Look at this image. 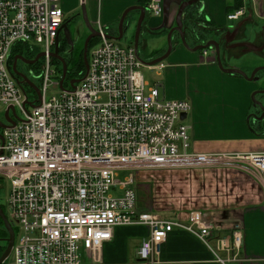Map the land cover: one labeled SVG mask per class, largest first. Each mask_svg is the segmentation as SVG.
<instances>
[{
    "label": "built area",
    "instance_id": "built-area-1",
    "mask_svg": "<svg viewBox=\"0 0 264 264\" xmlns=\"http://www.w3.org/2000/svg\"><path fill=\"white\" fill-rule=\"evenodd\" d=\"M146 9L150 17L163 14L159 0ZM245 15L239 9L227 20L237 22ZM65 19L62 0H0V113L13 108L23 114L14 119L9 111L16 123L0 133V186L9 184L7 207L15 227L9 222L17 231L8 258L13 264H82L81 251L96 250L112 239L115 228L130 226L149 231L137 253L144 262L159 255L173 230L206 243L213 225L205 213L173 221L141 213L130 188L139 172L215 165V157L189 152L181 116L190 112V104L161 98L158 85L149 87L140 74L133 45L121 47L106 39L111 33L100 25L86 77L72 89L69 82L78 77L71 73L68 86L65 79L60 90L62 69L50 53ZM17 46L29 54L37 53L38 46L44 53L37 76L40 101L12 76ZM203 56L215 62L213 48ZM50 88L58 95L47 97ZM25 100L33 104L30 112L23 107ZM230 159L264 180V153ZM127 170L132 175L125 182L115 181L116 172ZM117 187L121 197L110 194ZM232 238L238 247L239 233Z\"/></svg>",
    "mask_w": 264,
    "mask_h": 264
},
{
    "label": "crops",
    "instance_id": "crops-1",
    "mask_svg": "<svg viewBox=\"0 0 264 264\" xmlns=\"http://www.w3.org/2000/svg\"><path fill=\"white\" fill-rule=\"evenodd\" d=\"M150 1L65 0V7L66 11L75 14L79 5H84L92 27L100 25L110 33L113 29L116 31L126 9L146 6ZM159 1L163 14L149 16L139 38V50L144 54L141 59L145 61L164 54L165 35L174 26L180 1L185 0ZM194 1L189 14L200 17V26L197 24L195 32H210L199 38L196 44L217 41L227 31L232 32L235 21H228L227 15L241 6L239 9H243L246 15L239 20L242 28L236 43H249L262 50L252 52L255 59H259L258 63L223 66L239 69L247 76L253 68L264 66V0ZM185 16L184 27L189 31L191 21L188 13ZM246 23L257 29L249 32L247 37ZM150 44H154L151 50ZM227 53L229 51H222V61ZM230 54L236 61L244 57L233 51ZM161 64L163 67L159 71L163 72L157 75L162 74L165 82L154 84H159V96L191 105L182 122L189 131V152L213 156L216 163L205 168L135 174L132 184L135 189H132L136 209L159 216L171 214L170 221L176 218L185 220L189 213L200 211L207 215L213 230L206 243L186 232L173 230L161 245L159 255L153 256L151 262H144L137 253L143 240L148 238V229L142 226L118 227L113 230L109 242L93 251H81L82 264H264V180L249 173L245 164L230 159L264 153V122L252 123L247 118L252 108L250 94L256 84L221 72L213 58L182 49H177L167 63ZM235 232L240 235L238 247L232 238ZM223 242L225 248L221 246Z\"/></svg>",
    "mask_w": 264,
    "mask_h": 264
},
{
    "label": "water",
    "instance_id": "water-1",
    "mask_svg": "<svg viewBox=\"0 0 264 264\" xmlns=\"http://www.w3.org/2000/svg\"><path fill=\"white\" fill-rule=\"evenodd\" d=\"M195 5V1L194 0H185V1H180L175 19H174V26L169 29L168 33H167V49L165 51L164 54H162L161 56H159L158 58H155L153 60H142L140 58L139 55V38L141 36V32L144 29V23L150 18L148 15V11L146 9V6H133L130 7L128 9H126L118 24H117V28H116V32H114L113 34H106L105 38L108 40H112V41H120L123 36L126 34V32L128 31V29L130 28V24L132 22V18L128 19L129 14L131 12H137L138 14V19L136 21V25H135V30H134V34H133V41L131 42V44L133 45V48L137 54V59L139 60V62L142 64V66L145 67H154L158 64L163 63L171 54L172 52V37L175 34L178 37V40L180 42V44H182V46L184 48H186L188 51L192 52V53H196L197 51H206L210 48L214 49V56H215V63L217 65V67L219 68V70L225 74L228 75H235V76H239L242 77L243 79L247 80L248 82H257L259 80V76L258 74L260 72H264V66L260 67V68H256L252 71V73L247 76L243 71L239 70V69H234V68H225L222 64V49H221V44L215 40H210L207 41L205 44H201L198 45L194 48H190L185 40V32L187 31L188 28H185L184 25V19L186 18V14L188 13V18L191 17V15L189 14L190 9H193ZM80 15L82 17V21L83 24L86 28V30L88 31V36L85 39L84 45H83V63H84V68H85V72H84V76L82 78H76V79H72L69 82V85L72 89H75V85L78 84L79 82H81L87 75L88 73V57H87V51H88V44L91 40L96 39L100 36L99 32H97L92 25L89 23L88 18H87V14H86V10H85V6L82 5L81 7V12ZM164 15H165V10H164ZM70 20L66 21L63 26H61V28H64V33L66 38L69 40V30L67 28V24L69 23ZM242 25H238L232 32L227 31L224 35V50L225 51H230L236 48L242 49L244 53L246 52H259L262 50V48H257L256 46L249 44V43H236V44H231V42L234 40V38L237 36V34L241 31ZM116 35V36H114ZM44 57V53H38L34 60L32 61H25L23 60V58H21L20 56H14L13 57V61H12V65L10 67L11 73L13 78L15 79V81L17 82V84L22 85V84H26L31 90H33L35 92L37 101H40L41 99V94L39 92V90L35 87V85L24 75L20 74L17 72L16 70V63L17 61H23L24 63L28 64V65H32L35 62H37L38 59L43 58ZM50 57L52 59H56L58 61H60L63 64V68H62V75H61V79L59 81V89L60 90H64L63 88V82L66 78V66L63 63L62 59L57 55V50H55L54 53H50ZM18 78H20L21 80L19 81ZM257 95H262L264 96V90H258L255 91L252 96V105L254 108H257L260 111V114L258 115H253V121L254 123H262V121L264 120V105L256 100V96ZM25 105L27 106H31L33 107V104L29 103L27 100H25L23 107H25ZM9 111H11L12 116L14 119H18L16 114H15V110L13 108H9L5 111L4 113V120L5 123L8 124V126L4 125L1 121H0V129H6L9 127H13L15 125V121L12 120L9 117ZM186 115L183 114L181 116V120H185ZM248 122H249V118H248ZM0 140L2 141V138L0 136ZM0 220L3 224V228L5 229V231L7 232L8 237L6 239H4V243H6V248L4 250V252L2 253V255L0 256V264H3L5 262V260H7V258L10 255L11 249L13 247V243H14V238H15V234L13 231V227L10 224L9 220L7 219V217L5 216L3 210L0 207Z\"/></svg>",
    "mask_w": 264,
    "mask_h": 264
},
{
    "label": "rangeland",
    "instance_id": "rangeland-1",
    "mask_svg": "<svg viewBox=\"0 0 264 264\" xmlns=\"http://www.w3.org/2000/svg\"><path fill=\"white\" fill-rule=\"evenodd\" d=\"M63 2V6H62V10L65 14V18H68V17H71V12H68L66 11V7H65V0H62ZM81 7H82V4L79 5V8L77 10L76 13H79L81 12ZM74 15V14H72ZM81 20H80V24H81V28H80V38L79 40L77 41V37H75V40H76V44H78V50H82L83 48V45H84V42H85V39L87 38L88 36V31L86 30L84 24H83V21H82V17L80 16ZM132 18V22L130 24V28L128 29V31L126 32V34L123 36V38L120 40V41H117V45L121 46V47H127V46H130L131 42L133 41V34H134V30H135V25H136V21L138 19V14L137 12H131L129 14V17L128 19ZM240 21H237V22H233L232 23V27H234V29L239 25ZM76 27H79V24L77 23L76 24ZM197 27V26H196ZM94 29L96 27H93ZM117 28V27H116ZM247 30V34L245 35L246 37L249 36V32L252 33L253 31H257V29L251 25L250 23H246V27H245ZM197 29V28H196ZM233 29V30H234ZM196 31V30H195ZM199 31V30H198ZM114 32H116L114 29L112 30V32H110L111 34H113ZM206 34H210V32H202L201 33V37H203L204 35ZM189 39V36L186 37V39ZM187 39V40H188ZM199 40V39H198ZM172 42L174 43L173 44V52H171V54L169 55V57L177 50V49H182L183 51H187L189 52L186 48H184L182 46V44H179V41L177 42V36L174 34L173 37H172ZM165 43L164 46H165V51L167 49V33L165 35ZM178 43V44H176ZM154 46V44H150V47L149 49L151 50L152 47ZM34 47V45H33ZM36 49L38 50V53L40 52V47L38 46H35ZM241 50V51H240ZM233 53L236 52L238 54H243L242 57L240 60L236 61V59L230 57V56H233L231 55L230 53ZM165 53V52H164ZM32 55V54H31ZM139 55H140V58L143 57L142 55L144 54H141L140 51H139ZM253 56V57H252ZM88 57V55H87ZM169 57L163 62V63H167V60L169 59ZM83 58V57H82ZM222 58V56H221ZM145 59V58H144ZM143 60V59H142ZM258 60L259 59H255L254 57V54L252 52H246L244 53L242 49H239V48H236V49H233V50H230L229 53L226 54V58L223 59L222 61V64L223 65H232V64H238V65H243V64H253V62L255 63H258ZM73 65H70L69 67V74L70 73H73V74H77L78 73V66H77V60H73L72 62ZM159 65V64H158ZM157 66V65H156ZM155 67V66H154ZM260 67H263V65H260V66H257L254 69L256 68H260ZM218 68V67H217ZM20 72H23L24 75L27 76V78L32 81L33 83H36L39 87L41 86V81L37 79V77H34V74L33 73H30L28 70H24L23 67L21 65H18V68H17ZM219 69V68H218ZM250 73H252V71ZM139 72L140 74L143 76L144 78V81L145 83L148 82L150 83L151 85H154L155 83H159L160 84V81H164L165 82V77H163V75L161 74L160 76L157 75L159 72H163V71H159V69H156L155 70H150L148 67H145V66H142L140 69H139ZM233 76V75H232ZM259 76V80L257 82H250V83H255L256 84V89L250 94V101L252 103V99H251V96L252 94L255 92V91H258V90H264V72H260L258 74ZM159 84L158 87H159ZM64 86L67 87L68 86V81L67 79L65 80V83H64ZM56 96L58 95L57 94V89H54V88H50L48 94H47V97H50V96ZM105 100V98H103V101ZM167 100V99H166ZM256 100L261 102L263 105H264V96L262 95H257L256 96ZM252 105V104H251ZM191 106V105H190ZM31 108L30 106H27V111L30 112ZM2 112V110H1ZM260 112L257 108H254L253 105H252V108H251V112L250 114L247 116V118H249V121L250 122H254L253 121V118L252 116L253 115H258ZM189 114V113H188ZM16 116L18 119H23V114L20 112V110L16 109ZM189 119V118H188ZM0 121H5L4 120V113H0ZM264 122V120L262 121V123ZM187 123V120L186 122ZM1 129H0V133H1ZM188 136H189V131H188ZM189 143H190V136H189ZM132 175V171H118L116 172V178H115V181L117 182H125L126 179ZM130 188H134L135 189V186L133 187L130 186ZM8 192H9V184L5 181L2 182V185L0 186V206L3 208V211H4V214L5 216L9 219V221L11 222V224L15 227V222L12 221V219L10 218V215H9V211H8V207H7V197H8ZM110 194L114 197H121L122 196V192H119L118 191V187L117 188H112L110 190ZM165 196V194L163 195ZM154 200V199H153ZM161 217H163L164 219L166 220H170L173 216L171 214H160ZM3 229L1 226H0V247H3L5 246V243H4V235H3ZM15 232L16 229H15ZM3 264H13L12 262V259L11 258H7V260H5V262Z\"/></svg>",
    "mask_w": 264,
    "mask_h": 264
},
{
    "label": "flooded vegetation",
    "instance_id": "flooded-vegetation-1",
    "mask_svg": "<svg viewBox=\"0 0 264 264\" xmlns=\"http://www.w3.org/2000/svg\"><path fill=\"white\" fill-rule=\"evenodd\" d=\"M71 16H72V18L68 17L63 22V24H64L66 21L70 20L69 23L67 24V28L69 30V40L65 36L64 28H60V30L58 31L57 37L55 39V42H54L53 51L51 52V53H54L55 50H57V55L62 59L63 63L66 66V71H67L66 72V78L72 76V74L71 73L69 74V72H68L69 67H70V65H73L72 62H73L74 59L75 60H79V55H80V51H81V50H78V44H76V40H75V37H77V41L80 38V28H81V26L76 27V24L80 23V20H81L80 16L81 15L79 13H75L74 15L71 14ZM189 20L191 21L190 24H191V28L192 29L185 32V40H186L187 45L190 48H194V47H196L198 45H201V44H196V43H197L198 39L201 38V33L202 32H200V31L195 32V29H194V28H197L196 26H198L197 24H199V22H200V17H199L198 14H192L191 17L189 18ZM63 24H62V26H63ZM199 26H200V24H199ZM240 32L237 34V36L234 38V40L231 42V44H235L236 43V39L239 36ZM224 35L225 34H223V36L219 40H217V42H219L221 44L222 51H225L224 50V44H225ZM114 36H116V35H114ZM187 36H189V39L187 38L188 40L186 39ZM179 44H180V42H179ZM173 51L174 50H173V44H172V52ZM203 52L204 51H197L196 53L203 54ZM226 52H228V51H226ZM37 54H38V52L36 53V55ZM14 56H20L25 61H32L35 58V56H32L31 54H29L28 52H25V51H23L22 53H17ZM41 61H42V58L38 59L37 62H35L32 65H28V64L24 63L23 61H19L18 60L17 63H16V70H17L18 73L24 75L23 72H20L17 69L18 65H21L25 71L28 70L30 73L34 74V77H37L38 76V71H39V68H40V65H41ZM53 63H54V65H56L57 68H60V69L63 68V64L60 61H58L56 59H53ZM24 76H26V75H24ZM17 79L19 81L21 80L18 77H17ZM33 84L39 90V86L36 83H33ZM25 87L29 91L34 92L26 84H25ZM258 113H260V112H258ZM1 122L4 125L7 126V124L4 121H1Z\"/></svg>",
    "mask_w": 264,
    "mask_h": 264
},
{
    "label": "trees",
    "instance_id": "trees-1",
    "mask_svg": "<svg viewBox=\"0 0 264 264\" xmlns=\"http://www.w3.org/2000/svg\"><path fill=\"white\" fill-rule=\"evenodd\" d=\"M240 7H241V6L236 7V8H235L236 10H234V11H237ZM234 11H233V12H234ZM183 26H184V25H183ZM95 42H96V39H93V40H91V41L89 42V44H88L87 55L89 54V51H90V49L92 48V46L95 44ZM23 51H25V48H23L22 46H17V47H15V48L13 49L12 57H11V58H13L15 54H17V53H22ZM35 55H36V53L32 54V56H35ZM82 57H83V49L80 51L79 60H77L78 73H77V74H74V75H73L74 77L82 78V77L84 76L85 68H84V63H83V58H82ZM154 59H155V58H154ZM151 60H153V59H151ZM60 73H61V71H60ZM0 207H1V206H0ZM1 209L3 210L2 207H1ZM3 212H4V211H3ZM0 226L3 228V224H2V222H1V220H0ZM13 231H14V234L16 235L15 228H13ZM3 235H4L5 239L8 237L7 232L5 231V229H3ZM5 248H6V243H5V246L0 247V256H1L2 253L4 252Z\"/></svg>",
    "mask_w": 264,
    "mask_h": 264
}]
</instances>
